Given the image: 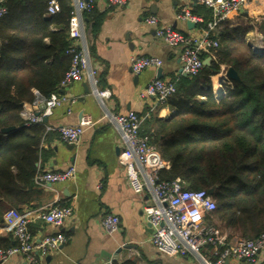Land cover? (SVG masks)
Returning <instances> with one entry per match:
<instances>
[{
  "label": "trees",
  "instance_id": "16d2710c",
  "mask_svg": "<svg viewBox=\"0 0 264 264\" xmlns=\"http://www.w3.org/2000/svg\"><path fill=\"white\" fill-rule=\"evenodd\" d=\"M48 2L0 4L7 9L0 18V222L9 208L31 202L37 163L43 156L41 143L48 139L43 124H22V103L33 99L34 90L45 96L57 91L71 61L66 49L72 5L64 2L55 14L41 20L42 4L47 7ZM29 11L33 18L23 21L21 15ZM49 25L57 30L48 31ZM247 31L232 29L229 41L220 34L212 55H204L211 57V64L198 75L177 81L176 92L166 102L172 117L145 123L150 125L149 142L170 165L159 171V179L179 177L189 190L209 192L215 187L211 196L216 208L206 221L223 231L255 238L264 232V52L245 43ZM260 31L264 42V23ZM223 66L238 75L229 79L224 92L223 75L218 74ZM212 76L217 78L213 85ZM213 90L221 96L216 98ZM10 126L15 129L1 132ZM10 245L0 237V247Z\"/></svg>",
  "mask_w": 264,
  "mask_h": 264
},
{
  "label": "crops",
  "instance_id": "0c3cea01",
  "mask_svg": "<svg viewBox=\"0 0 264 264\" xmlns=\"http://www.w3.org/2000/svg\"><path fill=\"white\" fill-rule=\"evenodd\" d=\"M3 1L0 0V4ZM55 1L58 10L65 2ZM68 1L74 12L76 0H66L65 3L68 4ZM182 6H188L200 21L188 25V20L178 19L176 14ZM41 8V20L53 15L48 13L46 4L43 3ZM25 14L21 15L23 21L30 22L33 18L32 12ZM148 15L156 16L160 26H170L186 35L199 33L211 17L210 9L198 0H127L125 5L118 7L107 6V0H96L94 8L83 15V32L88 46L90 66L96 70V87L106 89L109 93L103 99L105 105L102 107L101 100L92 93V78L84 74L80 80L61 90L77 97L75 102L53 109L52 114L45 118V126L76 124L83 114H89L99 121L105 110L114 113L133 110L139 115L149 112L141 128L143 135L150 141V125L145 122L153 118L169 119L173 111L167 104L158 105L151 111L155 99L141 97L140 93L155 78H175L180 71L181 61L179 48L170 47L157 38L153 26L145 22ZM206 17L208 18L205 19ZM262 23L264 0H251L219 25L215 37L219 42L218 37L223 34L228 36L229 41L232 29L246 28L248 31L244 33L245 43L252 50H264L263 35L260 31ZM56 30L53 25L48 26V31ZM44 42L47 45L50 43L48 38H45ZM133 55L158 57L162 60V65L149 67L135 74L130 65ZM159 74L161 76L158 77ZM28 104L25 102L26 106ZM47 135L48 139L41 143L43 156L37 163L38 169L59 171L74 165L76 175L71 181L37 185L32 192L31 202L18 208L46 209L55 203L73 204V218L65 220L61 227H55L42 220H36L29 226L36 241L58 230L67 238L58 250L48 253L39 251L44 264H106L116 255V249L123 245H132L134 248L124 256L117 255L113 262L205 264L199 256L186 250L182 249L169 256L158 252L152 244L151 228L143 212V207L152 201L151 195L147 190L136 193L130 187L126 169L117 161L122 144L114 126L99 121L96 126L86 128L75 144L62 141L56 131H48ZM107 213L115 214L120 219L119 229L112 234H107L101 224L103 216ZM223 232L227 233L228 230ZM0 237L14 244L11 232L1 226ZM203 253L207 255L209 251ZM233 260L229 259L225 264H245ZM3 264L26 263L18 254Z\"/></svg>",
  "mask_w": 264,
  "mask_h": 264
},
{
  "label": "built area",
  "instance_id": "2783aa9c",
  "mask_svg": "<svg viewBox=\"0 0 264 264\" xmlns=\"http://www.w3.org/2000/svg\"><path fill=\"white\" fill-rule=\"evenodd\" d=\"M96 0H76L75 10L70 17V43L66 53L71 56L68 69L61 79L58 90L48 96L38 91L28 105L22 103L20 116L22 124H43L45 118L52 114L53 109L64 104L71 105L77 97L61 92L69 84L78 81L86 74L93 80L92 93L101 100L104 107V97L108 96L106 89L96 87L95 72L90 66L87 42L83 32V15L89 13L95 6ZM210 9L211 17L206 26L194 35L183 34L170 26H160L156 16L148 15L145 22L154 28L157 38L162 39L168 46L179 48L181 68L173 79L155 78L141 91V97L155 99L151 111L158 105H166L169 97L176 92L177 81L183 73L196 76L203 69L204 55H212V49L218 47L219 42L215 33L219 25L234 15L251 0H198ZM127 0H107V6L118 7ZM49 14L58 11L55 0L47 4ZM7 14V9L0 6V18ZM176 17L180 20L198 22L200 18L194 15L188 6H182ZM133 73L138 74L149 67H161L162 60L155 56H137L130 58ZM69 112V111H68ZM149 116L139 115L133 110L126 113L103 111L99 121H105L115 127L119 133L121 149L117 161L124 166L128 183L132 190L140 193L147 190L151 195V203L143 207V212L151 228L150 240L157 251L169 256L186 250L199 256L205 264H225L229 259L242 261L245 264H260L264 259V232L255 238L245 236L229 237L217 226L208 223L206 216L215 208L216 204L211 194L206 190H189L183 181L177 177L172 180L159 179L161 169H167L169 162L163 159L156 149L142 133V123ZM89 114L81 115L76 124L45 126L46 131H56L59 138L67 143L75 144L80 140L84 130L97 125ZM74 165L59 171L37 170L34 182L38 186L48 183L71 181L75 178ZM98 187V186H97ZM100 187V185H99ZM74 216L73 204H51L46 209L33 208L20 210L9 208L2 216L0 226L10 231L15 241L13 245L0 247V264L8 261L12 256L20 254L26 264H44L42 253L58 250L67 240L65 234L58 230L42 239L34 240L29 226L36 220H42L55 227H61L67 219ZM103 230L112 234L119 229L120 219L117 215L107 213L101 221ZM208 250L209 254L204 255ZM106 264H119L112 260Z\"/></svg>",
  "mask_w": 264,
  "mask_h": 264
},
{
  "label": "water",
  "instance_id": "95a60500",
  "mask_svg": "<svg viewBox=\"0 0 264 264\" xmlns=\"http://www.w3.org/2000/svg\"><path fill=\"white\" fill-rule=\"evenodd\" d=\"M187 24H188V25H192L193 22H191V21H187ZM203 64H204L205 66H209V65L211 64V57H210V56L206 57V58L203 60ZM226 75H227V77H228L229 79H232V80H236V79H238L237 72H236L232 67H230V68L227 70ZM159 76H161V75L159 74L158 77H159ZM183 76H186V74L183 73ZM13 129H15L14 126L4 127V128H2L1 132H2V133H8V132L12 131ZM214 190H215V187H212V188L209 190V193H210V194H213ZM132 248H134L132 245H123V246H121V247H118V248L116 249V255H114V257H113L111 260L113 261L114 258H117V257H116L117 255H118V256H124V255L127 254V253L129 252V250H131Z\"/></svg>",
  "mask_w": 264,
  "mask_h": 264
},
{
  "label": "rangeland",
  "instance_id": "374dc122",
  "mask_svg": "<svg viewBox=\"0 0 264 264\" xmlns=\"http://www.w3.org/2000/svg\"><path fill=\"white\" fill-rule=\"evenodd\" d=\"M258 52V51H257ZM264 52V50H262V51H259V53H263ZM225 68V67H224ZM230 67H226L225 69H223V67H221L220 68V70H219V72H218V74L219 73H221L222 75H223V77H222V80H221V82H220V84H221V89H222V91L224 92V90H225V88L227 87V84H231V81L229 80V78L227 77V78H225V75H226V72H227V70L229 69ZM217 75V74H216ZM215 76V75H214ZM217 78H214L213 76H212V78H211V80H212V85H213V83H214V80H216ZM213 87V86H212ZM213 89V88H212ZM213 93H214V95H215V97L216 98H219V97H217L216 96V94H215V92H214V90H213ZM222 94V93H221ZM229 230V229H228ZM221 231H223V230H221ZM228 236H230V237H232V236H235V235H238V236H245V235H242V234H240V233H238V232H230V231H228L227 233H226ZM245 237H247V236H245ZM233 261H235V260H233ZM236 262H238V261H236Z\"/></svg>",
  "mask_w": 264,
  "mask_h": 264
},
{
  "label": "bare ground",
  "instance_id": "6f19581e",
  "mask_svg": "<svg viewBox=\"0 0 264 264\" xmlns=\"http://www.w3.org/2000/svg\"><path fill=\"white\" fill-rule=\"evenodd\" d=\"M69 41H70V39H69ZM258 48H256V50H257ZM257 51H259V49L257 50ZM260 51H262V50H260ZM205 59V58H204ZM205 66V65H204ZM187 76V75H186ZM225 78H227V75H225ZM161 79H163V78H161ZM171 113H173V112H171ZM164 159V158H163ZM38 170V169H37ZM40 170V169H39ZM15 242V241H14ZM13 245V244H12Z\"/></svg>",
  "mask_w": 264,
  "mask_h": 264
}]
</instances>
